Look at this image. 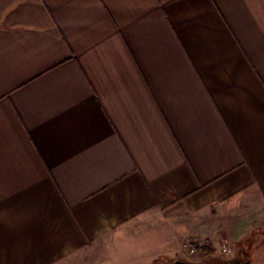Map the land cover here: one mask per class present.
<instances>
[{
    "label": "crops",
    "instance_id": "obj_1",
    "mask_svg": "<svg viewBox=\"0 0 264 264\" xmlns=\"http://www.w3.org/2000/svg\"><path fill=\"white\" fill-rule=\"evenodd\" d=\"M256 202L264 0H0V264L174 261Z\"/></svg>",
    "mask_w": 264,
    "mask_h": 264
},
{
    "label": "rangeland",
    "instance_id": "obj_2",
    "mask_svg": "<svg viewBox=\"0 0 264 264\" xmlns=\"http://www.w3.org/2000/svg\"><path fill=\"white\" fill-rule=\"evenodd\" d=\"M256 207H263L262 209H264V204L256 202V204L252 205H238L228 214L229 218H233L240 213H244V211ZM247 231L245 236L238 241L234 238L232 239L225 232H221L217 240L197 234H190L181 241L179 250L176 253V259L200 263L221 262L222 264H234L237 260L248 259L250 260V264H264V226L256 222ZM193 237H197L198 240L195 244V251L191 252L184 244L188 242L189 238ZM224 246L229 247L230 251L225 252L223 250ZM136 257L139 258V256ZM169 257L158 256L159 259L150 264H172L173 260L168 259ZM139 261H146L145 256H142L141 259L139 258Z\"/></svg>",
    "mask_w": 264,
    "mask_h": 264
},
{
    "label": "water",
    "instance_id": "obj_3",
    "mask_svg": "<svg viewBox=\"0 0 264 264\" xmlns=\"http://www.w3.org/2000/svg\"><path fill=\"white\" fill-rule=\"evenodd\" d=\"M172 264H222L221 262H213V263H200L196 261H186L182 259H176L173 261ZM234 264H250V260H237L234 262Z\"/></svg>",
    "mask_w": 264,
    "mask_h": 264
},
{
    "label": "built area",
    "instance_id": "obj_4",
    "mask_svg": "<svg viewBox=\"0 0 264 264\" xmlns=\"http://www.w3.org/2000/svg\"><path fill=\"white\" fill-rule=\"evenodd\" d=\"M198 238L197 237H193V238H189L188 242L184 244V246H186L187 248H189V250L191 252H194L195 251V244L197 242ZM223 250L225 252H229L230 251V248L227 247V246H224L223 247Z\"/></svg>",
    "mask_w": 264,
    "mask_h": 264
}]
</instances>
